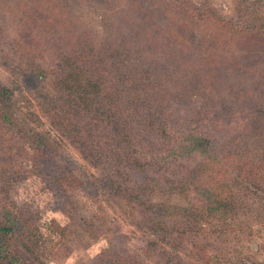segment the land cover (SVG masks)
Segmentation results:
<instances>
[{"label": "trees", "instance_id": "obj_1", "mask_svg": "<svg viewBox=\"0 0 264 264\" xmlns=\"http://www.w3.org/2000/svg\"><path fill=\"white\" fill-rule=\"evenodd\" d=\"M80 1L89 0H0V21H7L0 23L3 67L20 79L17 87L40 89V78L49 81L50 90H42L46 117L99 172L75 178L46 134L30 125L38 117L16 115V88L0 81V264H46L39 222L11 193L31 174L41 176L76 220L71 202L78 188L88 198L131 205L138 228L170 238L163 257L173 264H213L230 251L228 264H250L236 254L251 239L252 226L240 215L250 210L264 223V207L247 210L240 200L244 193L264 198V159L248 149V138L264 136V14L238 5L223 13L207 0H100L124 13L119 24L127 31L96 42L77 21L72 5ZM218 49L232 61L226 50L245 56L262 72L246 99L232 79L245 71L222 78ZM162 53L189 65L174 60L181 68L168 71ZM176 72L192 78L191 85L182 78V96L159 95L156 79ZM155 193L181 195L188 204L154 202ZM107 257L97 264H120Z\"/></svg>", "mask_w": 264, "mask_h": 264}, {"label": "rangeland", "instance_id": "obj_2", "mask_svg": "<svg viewBox=\"0 0 264 264\" xmlns=\"http://www.w3.org/2000/svg\"><path fill=\"white\" fill-rule=\"evenodd\" d=\"M189 1L199 4L204 0ZM207 1L223 13L233 12L238 5L248 6L264 14V0ZM15 2L16 0H11L10 4L14 5ZM72 6H74V9L76 8L78 13L77 21L88 29V33L94 36L93 40L96 42L118 38L116 30L118 31L121 28V32L127 31L125 26L119 24V20L125 17L124 13L121 11L113 12L100 0L80 1ZM5 13L9 16L7 11ZM0 23L7 24V21L1 18ZM5 42L6 39H3L1 46L8 50L9 45L5 46ZM223 51L225 52V50ZM226 51L228 57H234L237 61L228 59L226 52L221 53L222 50H216L215 58L225 64L219 71L223 73L221 77L227 78L228 73L232 71H245V77L232 78L244 92L242 93L239 90L237 93L243 94L245 98V90L253 89L259 83V80L262 81V72L257 71L260 69L253 67L252 62L245 56L229 50ZM175 55L176 53L160 54L162 61H166L164 68L166 67L168 71L171 68L176 70L181 68L174 67V60H177L183 66L189 65L185 61L178 60ZM184 55L188 58L187 54ZM187 60H192V56ZM240 62L244 66L240 65ZM202 72L208 73L206 69L200 70L198 71L199 77H202ZM178 74L179 72H176L175 75L166 78L161 75L160 81L156 79V82H160L162 87L158 91L159 95L167 92L163 96H169L173 100L182 96L181 91H184V86L180 81L184 77ZM187 74L188 76L191 75L190 73ZM234 75L236 76L237 73ZM184 79V85H191L192 78ZM14 80L19 82L20 79H16L14 75L6 71L0 61V81L16 88V97L13 102L16 115L20 119H27L29 113L38 117L37 121L30 122V125L46 134L56 148L59 160L64 166L68 167L75 178L85 179L87 176L90 178L97 176L98 170L88 165L78 150L51 126L46 117L44 110L47 101L43 92L50 90L49 81L40 78V83H38L40 89H38L32 84L29 85L24 82L19 83L17 87ZM185 88L189 87L185 86ZM158 101L162 102V99H158ZM248 144L249 151L252 149L254 152L259 153L260 158H258V161L263 160V134L248 138ZM245 192L249 191L245 190ZM11 193L17 204L23 206L26 212L35 216L39 222L37 223L44 234L42 254L46 264H97L100 259L107 256L106 259L112 258L113 262L118 260L120 264H173L167 261L166 256L163 257V252L165 254V251L172 247L170 238L154 235L138 228L132 220V213H135V211H133L131 205L124 203L122 200L88 198L78 188L74 193L73 202H71L72 206L77 209V213L80 214V218L76 220L71 217V211H67L65 207L60 206L57 195L49 190L40 175L31 174L29 177L17 181L11 189ZM241 197H243L240 199L243 200V204H247V210L248 206L256 210H261L264 207V198L258 195L244 193ZM149 198L154 202H163L165 205L185 206L188 204L184 196L177 194L160 195L155 193ZM168 211L170 213L171 208ZM91 218H93L92 221ZM240 218L243 222L249 220V224L252 226L249 233L251 239H248L247 236L244 238V246L236 255H241L242 258L243 256L246 257L248 262H251L250 264H264V223L255 220L254 216L250 215V210L244 216L240 215ZM231 236L233 237V234ZM233 239L237 240L235 237ZM228 244V241H226L223 247L227 248ZM230 256H234L231 251L227 259H215L213 264H228L231 260L229 259ZM101 264L111 263L103 261ZM184 264L201 263L184 260Z\"/></svg>", "mask_w": 264, "mask_h": 264}]
</instances>
